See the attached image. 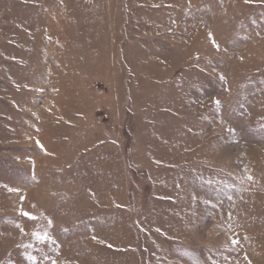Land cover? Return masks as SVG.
<instances>
[{"label": "rangeland", "instance_id": "1", "mask_svg": "<svg viewBox=\"0 0 264 264\" xmlns=\"http://www.w3.org/2000/svg\"><path fill=\"white\" fill-rule=\"evenodd\" d=\"M262 125L264 0H0V264H264Z\"/></svg>", "mask_w": 264, "mask_h": 264}, {"label": "snow or ice", "instance_id": "2", "mask_svg": "<svg viewBox=\"0 0 264 264\" xmlns=\"http://www.w3.org/2000/svg\"><path fill=\"white\" fill-rule=\"evenodd\" d=\"M218 47V45H217ZM223 78V77H222ZM216 103H219V101H216ZM262 129H264V125L261 126ZM249 179H251V177H249ZM18 191V189L16 190ZM24 198L21 197V200H23ZM18 214L23 216V217H27L29 220H37L38 217L35 216L33 213L31 212H28V211H25L22 207L18 210ZM49 224L51 223V220L48 221ZM23 231V229H21ZM35 237L40 240V241H52V237L50 236V234L48 232H43V233H40V232H36L34 233ZM54 242V241H53ZM239 241L236 240V239H233L232 240V243L233 244H236L238 243ZM28 260L32 261V264H36V261H37V257L34 256V255H31L29 254L28 257H27ZM52 264H56L55 261L52 262Z\"/></svg>", "mask_w": 264, "mask_h": 264}]
</instances>
